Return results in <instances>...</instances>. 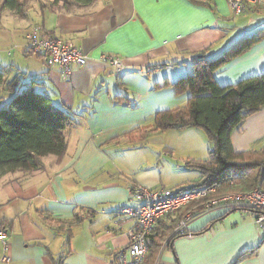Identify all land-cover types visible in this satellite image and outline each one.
I'll use <instances>...</instances> for the list:
<instances>
[{
  "label": "crops",
  "instance_id": "0c3cea01",
  "mask_svg": "<svg viewBox=\"0 0 264 264\" xmlns=\"http://www.w3.org/2000/svg\"><path fill=\"white\" fill-rule=\"evenodd\" d=\"M52 3L27 2L21 16L0 10L1 21L18 29L13 50L0 56L7 81L0 107L32 89L73 121L63 157H43L33 172L0 175V232L11 259L3 262L0 241V264H119L133 224L115 209L137 205L134 187L198 188L202 174L187 163L207 160L213 147L199 128L155 131L157 115L187 105L191 93L175 84L193 72L196 55L215 59L264 29V7L234 17L227 0H95L70 12ZM33 28L79 48L87 64L66 78L28 52ZM106 55L121 58L120 73ZM262 74L264 38L214 76L224 87ZM231 141L237 153L264 148V107ZM190 213L195 235L165 239L162 264H264V233L253 211L188 207L172 220Z\"/></svg>",
  "mask_w": 264,
  "mask_h": 264
},
{
  "label": "trees",
  "instance_id": "16d2710c",
  "mask_svg": "<svg viewBox=\"0 0 264 264\" xmlns=\"http://www.w3.org/2000/svg\"><path fill=\"white\" fill-rule=\"evenodd\" d=\"M27 2L29 0H0V10L21 16ZM94 2L54 0L52 5L70 12L90 7ZM263 38L264 29L238 42L215 59H209L206 52L196 55L192 63L193 72L175 84L178 91L191 93L187 105L157 115L152 127L155 131L199 128L212 142L207 160L187 163L188 167L202 174L203 182L198 187L215 186L240 192L251 191L259 183L264 185V162L236 163L249 156H257L264 152V148L237 153L231 141L232 134L244 125L246 119L264 107V74L224 87L217 83L214 76L221 67ZM6 83L5 73L0 70V104ZM12 87L9 86L10 89ZM72 125L70 116L57 109L48 96L32 89L17 93L7 106L0 107V175L33 172L41 167L43 157H63L67 150L65 132ZM169 220L172 219L160 222L149 236V251L143 264L155 263L162 242L169 238L180 221L174 226ZM55 264L64 262L59 260Z\"/></svg>",
  "mask_w": 264,
  "mask_h": 264
},
{
  "label": "built area",
  "instance_id": "2783aa9c",
  "mask_svg": "<svg viewBox=\"0 0 264 264\" xmlns=\"http://www.w3.org/2000/svg\"><path fill=\"white\" fill-rule=\"evenodd\" d=\"M233 16L243 15L249 7L262 8L264 0H227ZM28 52L43 56L48 66H57L63 70L66 78L72 75L74 66H85L88 57L82 50L59 39L41 37L39 28H33L27 35ZM102 59L115 67L118 73L123 68L119 57L106 55ZM218 187H198L188 190L180 189H148L134 187L131 198L136 206H122L115 209V214L123 215L125 221L132 222L128 231L129 244L127 250L118 254L119 264H143L148 251V238L160 222L174 218L179 212L188 208H200V212L215 209H241L254 212V222L264 233V189L240 191L228 194L219 193ZM192 213L183 217L175 226L172 237H192L189 224L194 219ZM6 231L0 232V241L6 252L3 262H10L9 244ZM154 264H162L161 254Z\"/></svg>",
  "mask_w": 264,
  "mask_h": 264
},
{
  "label": "rangeland",
  "instance_id": "374dc122",
  "mask_svg": "<svg viewBox=\"0 0 264 264\" xmlns=\"http://www.w3.org/2000/svg\"><path fill=\"white\" fill-rule=\"evenodd\" d=\"M34 1V0H29V2ZM51 2L54 0H50ZM1 18V17H0ZM18 33V29L15 27V25L12 23H8V21L6 20H2L0 19V51L2 54H0V56H4L3 51H5L6 53L8 51H12L13 47L10 46V40H12V37H16ZM253 161H261L262 163L264 162V152H260L257 156H249L248 159H244L242 161H237L236 163L239 165H244L246 163H250ZM264 188V185L260 184L258 185V187L256 188ZM233 192H237V191H231L230 189H220L219 193L221 194H228V193H233ZM169 223L173 224L175 226L176 224V220H169Z\"/></svg>",
  "mask_w": 264,
  "mask_h": 264
}]
</instances>
